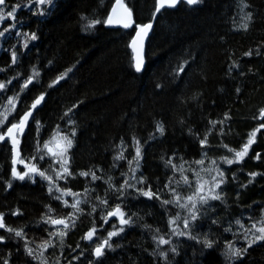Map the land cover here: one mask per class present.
<instances>
[{"label":"trees","instance_id":"16d2710c","mask_svg":"<svg viewBox=\"0 0 264 264\" xmlns=\"http://www.w3.org/2000/svg\"><path fill=\"white\" fill-rule=\"evenodd\" d=\"M114 1L55 0L54 7L44 6L46 15L37 16L33 14V5L22 6L27 0H7V4H21V7L14 20L0 21V31L8 23H15L20 31L36 32L38 37L35 41L30 40L23 49L18 45L15 30L0 37V49H11L16 44L18 52L16 65L9 67L10 51L0 50V69H5L0 72V81L15 77L3 95L6 100L13 91H19V84L23 82L16 77L17 72L27 78L32 65L40 72L26 89V94H22L23 100L18 101L20 111L15 115L18 119L37 95L45 93L35 111V119L43 125L39 136L41 145L57 126L70 133L67 119L61 117L66 109L79 101L69 117L76 121L77 128L73 146L68 150V167L73 175L55 180V172L50 170L48 174L61 189L69 188L82 198L86 187L93 191L88 202L80 204L82 212L76 217L75 226L67 231L63 250L55 236L52 237L54 244L44 249L47 264H56L57 259L59 264H81V259L79 263L72 261L74 254L79 255L72 251L77 250L75 239L82 238L95 222L96 234L85 246L88 251L85 264H89V260L94 259L91 249L99 242L97 237L102 239L114 225L119 226L114 217L109 222L101 219L102 214L106 215L107 210L121 203L117 199L119 193L109 190L107 209L98 204L96 197L105 198L108 185L104 181L109 176L119 187L121 173L128 171V160L135 156L133 136L142 145L136 180L143 176L147 181L143 185L145 189L149 185L153 191L162 189L161 199L171 198L164 188L169 177L174 181L181 179L178 171L173 172L171 164L179 167L183 161L186 170L198 169L192 162L202 159V151L205 153L204 164L209 159L217 160L226 181L218 189L222 200L209 201L201 208L203 214L193 231L194 235L209 233V238L216 244L211 249H204L194 240L174 236L178 254L169 252L167 258L170 264H225L221 251L225 241L233 240V235L224 228L237 217L248 227L249 218L259 219L264 209V128L259 127L264 124V118L260 117V109L264 108V0H201L193 6L180 3L161 10L155 18L152 17L155 0H124L134 23L154 20L141 72L133 68L129 47L134 26L123 29L98 23L90 31L81 29V25L91 19H106ZM248 13L251 18L245 19ZM242 23H246L247 28L239 26ZM246 52L251 55L245 56ZM189 57H192L190 66H186L187 71L180 78L170 75L180 60ZM66 69L70 70L67 75L57 85L49 87L50 81ZM157 83L162 87L157 88ZM156 122L164 127L162 135L155 131ZM253 129L256 133L248 153L231 165L223 164L219 158L229 148L241 149ZM205 133L207 142L201 146L200 140L205 138ZM150 134L152 139H149ZM121 139L126 145L124 159L114 161ZM36 143L35 120H32L27 135L21 137V157H31ZM169 157L171 164L166 166ZM50 165L51 158L47 156L38 163L41 169H48ZM54 167L59 171L58 164ZM89 169L100 179L93 181L91 176L79 175L80 171ZM17 170L24 171L23 165L18 164ZM252 172L257 176L250 177ZM185 175L189 180L193 178L190 170L185 171ZM10 179L11 145L0 142V213L4 214L6 227L20 228L24 232V238L19 239L0 229V235L6 237L0 242V264L4 260L8 264H38L25 255L23 245L27 242L30 248L38 251L37 246L48 240L49 232L57 228L63 231V225L45 223L41 217H67L73 211L70 207L72 197L64 196L68 201V205H64L54 198L59 193L53 189L50 195L48 182L37 175L31 180L27 177L23 181L12 179L11 186H7ZM172 187L181 195H187V185L178 187L173 182ZM129 193L123 207L127 215L136 213L134 223L111 239L114 250H105L98 264H163L158 255H150L156 247L150 229L159 228L162 235L168 233V215L175 216L183 210L173 205L162 207L160 201L137 196L133 190ZM94 204L98 205L95 212L92 211ZM45 205L52 211L48 212ZM13 210L16 217H10ZM213 220L219 223H213ZM178 223L182 228V222ZM102 224L104 227L100 228ZM234 243L244 247L243 240ZM168 247L162 245L161 249ZM232 264H264V241L250 246Z\"/></svg>","mask_w":264,"mask_h":264},{"label":"snow or ice","instance_id":"6c2138e0","mask_svg":"<svg viewBox=\"0 0 264 264\" xmlns=\"http://www.w3.org/2000/svg\"><path fill=\"white\" fill-rule=\"evenodd\" d=\"M180 3H185L189 6L196 5L201 3V0H155V10L152 12V17L155 18L162 9L166 8H174ZM30 5H33L34 8L33 14L37 16H44L47 12L44 9L45 5H49L54 7L55 0H27V3L22 6L28 8ZM21 7V4H7V0H0V21L5 20H14L15 15L17 13L18 8ZM243 8V5H242ZM251 13L247 14L245 19H250ZM83 19V17H82ZM98 23H104L106 25H122L123 28L129 29L131 27H135V35L132 36L131 47L137 55L134 57L135 63L134 67L136 72H141L145 66L144 57L140 54V49L143 45V41L145 36L149 33V30L153 26V22L149 21L148 23H134L132 19V14L130 10L124 5L122 0H116V3L112 5V10L109 12L108 17L106 19L98 20L91 19L87 22V24H82V31H90L94 25ZM236 26V25H234ZM244 28H247L246 23H242L241 25ZM15 30V35L18 39V45L21 49L27 46L28 42L35 41L38 37L36 32H22L17 28L15 23H8L7 27L3 28L0 31V37L6 36L9 31ZM17 45L14 44L11 46V49H0L3 51H10L11 54V64L9 67L16 65L18 61V52L16 51ZM245 56L251 55V52L244 53ZM190 60L192 57L188 59H182L178 62L177 66L173 68L170 75L175 78H180L183 73L187 71L186 66H190ZM194 62V61H193ZM49 63H52L49 61ZM32 71L27 76V78H23L20 72L16 73V77H20L22 79V83L19 84V91H13L12 95H8L6 100L3 99V95L6 92L9 84L13 82L15 77H9L7 81H0V142L4 144L11 145V179L6 182L7 186H11L12 179L25 180L27 177L29 180L33 178V175L39 176L42 180H46L49 184L48 191L49 194H53V189H55L58 195H55V199L60 200L64 205H68V201L64 199V196L70 195L72 197V203L70 207L73 211L69 212L67 217H62L59 219H53L50 216L42 215V220L45 223H50L52 225H63L64 230L60 231L59 228L56 231L49 232L48 240L42 241L40 245L37 246L38 251H34L30 248L25 242L24 248L25 252L28 256H30L33 260L38 261V264H47V259L44 256V249L49 248L54 244L52 237L55 236L61 246V250H63L64 245V237L67 234V231L75 226L76 217L81 214L82 209L80 208L81 203L88 202L87 198L89 194L93 191L86 187L84 189L83 198L79 193L72 192L69 188L61 189L54 182V177L49 175V171L55 172V180L66 179V177L73 175L69 171V157L68 150L73 146V139L76 136L77 128L76 121L69 118L72 115V109L77 107V104H73L71 108L65 110L61 119H67V126L71 128L70 133H65L59 126L52 129V134L49 139L43 142V145L39 143V136L41 135V129L43 125L40 120L35 119L34 110L38 109V105H41L42 99L45 97V93L41 92L39 95L32 100L30 105L26 106V110L19 114L18 119H16V115L18 114L20 109L18 108V101L23 100V95L26 94V89L32 84L34 80H36L40 76V72L36 69L35 65H32ZM5 71V69H0V72ZM68 69L65 70L64 73L56 76L55 79L50 81L49 87L52 85H57L58 81H61L64 76L67 75ZM157 88H161L162 85L160 83L156 84ZM239 91V90H238ZM195 98V97H193ZM260 114L264 116V108L260 109ZM225 118H227V114H225ZM32 120H35V127L37 132V143L33 149V155L28 158H23L20 155V145H21V137L23 135H27L28 131L31 128ZM211 124H216L217 121H210ZM222 123V122H221ZM260 128H264V124L259 125ZM156 132H159L161 135L164 132V127L160 122H156ZM211 131V129H209ZM256 129H253L252 132L249 133L248 140L245 144L241 146L240 150H235L229 148L228 151L230 153H234L233 158H228L227 156H222L219 158L223 164L231 165L233 161H240L247 153L249 146L253 143L255 137ZM149 139H152L150 134ZM52 142H55L56 151L50 146ZM133 147L135 149V156L132 160H128L129 169L125 173H121L122 182L119 184V187L113 183V178L111 176L105 180V184L108 185V188L105 190V198H101L97 195L96 200L99 205L104 206V209H107L108 199L107 194L109 190L114 193H119L117 197L121 203H117L110 210L106 211V215L102 214L101 219L105 222H109L110 217H115L119 220V226H113V230L108 231L107 235L102 239L97 237L99 242L96 244L94 248L91 249V254L93 256V260H89V264H98L100 258L105 255V250H114L113 244L110 242L113 237L118 236L122 233L125 227L132 225L134 223L133 216L136 213H132V215H127L124 211L123 201L130 194L129 190H133L137 196H143L148 198L149 200L156 199L160 201L161 206L165 207L167 205H173L182 209L183 212H177L175 216L168 215V229L169 232L166 234H160V229H150V226L144 225L143 227L149 228L152 231L151 239L155 243L156 247L150 253L153 257L159 256L160 260L163 261V264H170L168 261V253L171 252L173 255H177V244L173 242V237H186L189 240L196 241L197 244H202L204 249H211L216 244V241L209 238V233L204 234H193L194 228L196 226V222L203 214L201 212V208L206 206L209 201L212 200H222V194L217 191L220 185L224 184V172L220 169L217 164V160L209 159L208 163L211 165L210 168H203L204 164V156L205 153L202 151V159L193 161V164L201 165L199 169L190 168L185 169L184 163L182 161L181 165L177 167L175 164H171L172 158L169 157L166 161V166L171 164L173 172H179L181 179L174 181L173 177H169V182L165 183L164 188L168 190V194L170 195V199H161V194L163 192L162 189H157L156 191L152 190L151 185L148 186L147 189L143 187V185L147 182L146 178L141 176L139 180H136V173L140 166V158H141V148L142 145L140 141L133 136L132 137ZM207 142V133H205V138L200 140L201 146H204ZM120 149L114 157V161H119L124 159V148L126 145L124 144L123 139H121L120 144L117 145ZM223 147L227 148V145H223ZM47 150V151H45ZM259 155V154H258ZM51 158V165L48 169H41L38 167V163L43 162L45 157ZM135 163V167L133 164ZM17 164H22L24 167V171L17 170ZM59 165V171L55 169V165ZM191 171L193 173V177L195 178V190L190 194L183 196L177 190V188L172 187V183L174 182L178 187L181 184L190 185L188 177L185 175V171ZM200 173H206L208 178H204V176L200 175ZM214 173V175H213ZM80 176H91L93 181L100 179L97 177L95 172L89 169V171H80ZM234 178H235V174ZM250 177L257 176L256 172L249 173ZM34 182V181H33ZM241 187H244L243 185ZM135 198V197H134ZM96 204L92 205V211L95 212L97 209ZM45 208L48 212H51L52 209L49 208L48 205H45ZM103 211V210H102ZM167 213V209L165 208ZM12 215H16V212H13ZM3 213H0V229H6L9 235H13L18 238H24V232L22 229H14L11 227H6L3 222ZM250 226L246 227L242 222L240 217H237L233 221L229 223L228 227L224 228L225 232H232L233 240L225 241V246L221 251V255L224 257L225 264H232V261L237 259L238 257H242L248 250V248L257 242L264 241V209L261 210V214L259 219L253 220L249 218ZM178 222H182L183 227L181 228ZM213 223H219L217 220H213ZM233 226H235L236 230L233 231ZM104 225H100V228H103ZM95 222L92 228H89L88 231L81 238L82 240L91 241L96 234ZM167 237V238H165ZM6 237L4 235H0V241H4ZM235 240H243L244 247H237L234 243ZM162 245H168L167 250H162ZM77 249L80 247L79 243H77ZM116 247H120V245H116ZM73 253L76 252V249L72 250ZM146 251V250H145ZM85 255L84 250H81L79 255H73L72 261H79L81 257ZM3 264H8L7 260L3 261ZM56 264H59V259H57Z\"/></svg>","mask_w":264,"mask_h":264},{"label":"bare ground","instance_id":"6f19581e","mask_svg":"<svg viewBox=\"0 0 264 264\" xmlns=\"http://www.w3.org/2000/svg\"><path fill=\"white\" fill-rule=\"evenodd\" d=\"M193 6V5H192ZM235 30V29H234ZM134 34V33H133ZM144 60H145V58H144ZM133 68H134V70H135V67H134V60H133ZM143 70V69H142ZM136 71V70H135ZM254 82H256V81H254ZM253 83V82H252ZM111 88V87H110ZM75 91V90H74ZM177 93V92H176ZM142 94V93H141ZM249 94V93H248ZM84 112V111H83ZM260 117H261V114H260ZM262 118V117H261ZM139 126V125H138ZM52 148H53V150L55 151L56 150V147H55V144L54 145H50ZM47 151V150H46ZM18 165V164H17ZM110 165V164H109ZM4 207V206H3ZM16 209V208H15ZM13 212H16L15 210H13V211H11V213H10V217H16L17 216V214L14 216V215H12V213ZM109 219H111V218H109ZM27 221V220H26ZM22 222V221H21ZM40 222V221H39ZM12 224V223H11ZM21 224H24V223H21ZM12 226V225H11ZM15 226V225H14ZM19 227V226H18ZM20 229V228H19ZM37 229V228H36ZM89 229V228H88ZM86 231H88V230H86ZM7 232V231H6ZM5 235V234H4ZM9 239H10V237H9ZM20 239V238H19ZM18 240H16V242H17ZM82 239L81 238H76L75 239V243H76V246H77V243H79V245H80V247L77 249V251L75 252L76 254H79L80 253V251L81 250H84V252H85V255L83 256V257H81L80 259V261H81V264H85V263H87V260H88V251H87V249H86V247L85 246H83V244H82ZM0 242H2V241H0ZM12 242V241H11ZM14 242H15V240H14ZM20 242V241H19ZM13 243V242H12ZM23 243V242H22ZM22 243H20V244H22ZM24 244V243H23ZM15 245V244H14ZM19 245V244H18ZM16 246V245H15ZM24 246V245H23ZM22 247V246H21ZM13 248V247H12ZM22 251V250H21ZM6 252V251H5ZM23 252V251H22ZM14 253V252H13ZM22 254H24V253H22ZM25 255H26V253H25ZM10 256V255H9ZM4 257V256H3ZM56 257V256H55ZM9 258V257H8ZM25 258V257H24ZM71 258V257H70ZM28 259V258H27ZM57 259V258H56ZM49 260V259H48ZM28 261V260H27ZM57 261V260H56ZM69 261H70V259H69ZM71 262V261H70ZM78 263H79V261H77ZM10 263V262H9ZM13 263V262H12ZM27 263V262H26ZM22 264V263H21ZM29 264V263H28ZM65 264V263H64Z\"/></svg>","mask_w":264,"mask_h":264},{"label":"water","instance_id":"95a60500","mask_svg":"<svg viewBox=\"0 0 264 264\" xmlns=\"http://www.w3.org/2000/svg\"><path fill=\"white\" fill-rule=\"evenodd\" d=\"M122 2L124 3V5L127 7V5H126V3L124 2V0H122ZM114 3H116V0L114 1ZM113 3V4H114ZM176 7V6H175ZM128 8V7H127ZM129 9V8H128ZM112 10V7H111V9L109 10V12ZM130 10V9H129ZM163 10V9H162ZM130 12H131V10H130ZM109 14V13H108ZM131 14H132V12H131ZM108 17V16H107ZM132 19H133V16H132ZM154 20H152V22H153ZM146 23H148V22H146ZM106 25V24H105ZM106 26H108V27H119V28H123V26L122 25H115V24H112V25H106ZM123 29H125V28H123ZM152 29H153V26H152V28L149 30V33L145 36V38H144V41H143V45H142V47H141V49H140V54L145 58V49H146V43H147V41H148V38L150 37V35H151V32H152ZM135 35V31H134V34H133V36ZM131 41H132V38H131V40H130V44H129V46H130V50H131V52H132V54H133V60H134V57L137 55V53L136 52H134L133 51V49H132V47H131ZM134 63H135V60H134ZM41 103H42V101H41ZM40 105H38V107H39ZM36 110H34V112H35ZM261 117L262 118H264V116H262L261 115ZM56 147V146H55ZM111 218V217H110Z\"/></svg>","mask_w":264,"mask_h":264},{"label":"rangeland","instance_id":"374dc122","mask_svg":"<svg viewBox=\"0 0 264 264\" xmlns=\"http://www.w3.org/2000/svg\"><path fill=\"white\" fill-rule=\"evenodd\" d=\"M55 144V142H52L50 145H54ZM249 148H250V146H249ZM231 149H235V150H240V149H237V148H231ZM249 150V149H248ZM56 151V150H55ZM224 156H227L228 158H233L234 157V153H230L229 151H227L226 152V154L224 155ZM201 167V165H198V169ZM203 168H210L211 167V165H209V163L207 162L206 164H203V166H202ZM200 175H202V176H204V178H208L207 177V174L206 173H200ZM213 175H214V173H213ZM33 177H34V175H33ZM26 179V178H25ZM33 179V178H32ZM189 182H190V185L191 186H188L187 185V190H186V192H187V195H190L194 190H195V178L193 177L191 180H189ZM219 189V188H218ZM218 189H217V191H218ZM219 192V191H218ZM184 196H186V195H184ZM115 218V217H114ZM116 219V218H115ZM117 221H119L118 219H116Z\"/></svg>","mask_w":264,"mask_h":264},{"label":"flooded vegetation","instance_id":"af4514ba","mask_svg":"<svg viewBox=\"0 0 264 264\" xmlns=\"http://www.w3.org/2000/svg\"><path fill=\"white\" fill-rule=\"evenodd\" d=\"M6 232V229L4 230ZM7 233V232H6ZM94 238V237H93ZM5 241V240H4ZM2 241V242H4ZM90 241L87 240H83L82 243L84 244V246H87L89 244ZM77 251V250H76Z\"/></svg>","mask_w":264,"mask_h":264}]
</instances>
